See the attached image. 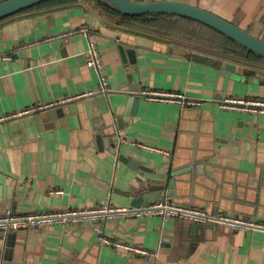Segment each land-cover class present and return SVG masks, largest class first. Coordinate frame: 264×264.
Listing matches in <instances>:
<instances>
[{"label":"crops","instance_id":"0c3cea01","mask_svg":"<svg viewBox=\"0 0 264 264\" xmlns=\"http://www.w3.org/2000/svg\"><path fill=\"white\" fill-rule=\"evenodd\" d=\"M98 1L46 3L0 18V215L135 206L124 194L141 178L127 161L134 160L148 169L143 177L158 184L159 197L166 192L175 203L212 214L264 221V114L220 106L229 97L264 99V66L214 57L235 65L225 76L219 66L189 58L187 52H195L191 45L111 18ZM173 1L216 13L264 41V0ZM80 26L89 28L88 37L79 32L56 37ZM89 40L100 54L99 71L86 64ZM119 45L134 50L133 61L121 56ZM101 76L106 92L100 90ZM143 90L182 93L203 102L182 107L147 99ZM137 93L140 101L127 117V100ZM118 117H126L120 127ZM114 131L115 154L91 144L97 134ZM97 221L0 234V260L264 264L263 230H231L220 223L192 229L188 219L151 214ZM95 224L103 237L154 255L104 242Z\"/></svg>","mask_w":264,"mask_h":264},{"label":"built area","instance_id":"2783aa9c","mask_svg":"<svg viewBox=\"0 0 264 264\" xmlns=\"http://www.w3.org/2000/svg\"><path fill=\"white\" fill-rule=\"evenodd\" d=\"M81 33L88 37L89 28L80 26L74 29L65 30L57 34L56 37H66L73 33ZM86 64L97 71L101 70L103 65L99 51L94 41L89 40L88 48L85 51ZM102 92L107 91L106 79L101 76ZM141 95L151 100H166L179 103L182 107L200 106L202 100L199 98L185 96L182 93L143 90ZM220 106L232 110H244L249 112H257L264 114V99L229 97L220 101ZM138 145L148 148L159 154H167L163 148L138 143ZM60 192V191H57ZM165 192V191H164ZM158 215L162 220L170 216H177L188 219L192 222L203 223H220L229 229H253L264 231V221L245 218L238 215H230L226 213H210L206 208L200 206L183 205L170 200L167 193H163L153 203L139 206L118 207L114 205H100L96 207L65 209L56 212H33V213H11L6 212L0 215V234L6 235L9 232H17L20 229L36 226L55 225L63 223H82L86 220H102L107 217H141L145 215ZM98 222V221H97ZM96 232L101 236L102 240L112 246L125 248L143 256H153L154 253L137 246L129 245L121 241H113L103 237L101 225L95 224Z\"/></svg>","mask_w":264,"mask_h":264},{"label":"water","instance_id":"95a60500","mask_svg":"<svg viewBox=\"0 0 264 264\" xmlns=\"http://www.w3.org/2000/svg\"><path fill=\"white\" fill-rule=\"evenodd\" d=\"M46 0H1L0 1V18L10 15L12 13L24 10L27 7L36 5ZM112 7L119 9L120 11L129 14H149V13H164L175 14L208 24L222 33L228 35L232 39L236 40L241 45L252 50L253 52L264 57V41L260 38L250 34L249 32L241 29L235 24L231 23L227 19L213 13L204 8L191 5L184 2L173 0H150V1H136V0H105ZM121 56L124 57L127 54L129 61L134 59V50L129 49L126 46L119 45ZM189 58L195 61L208 63L220 67V73L227 76L231 71L235 70V65L232 63L222 64L214 57L199 53V52H187ZM140 93L132 94L127 100V106L130 104V108L125 110V115L129 117L135 113L136 107L140 101ZM121 119L126 120V117H118L117 124L121 126ZM115 131L102 136L97 134L94 141L91 143L93 146H97L99 149H108L111 153H116L115 142L112 139V135ZM121 159L123 155L119 156ZM126 160V158H124ZM129 163L139 172L141 178L138 182L132 185L127 191L124 192L127 196H131V204L135 206L146 205L153 203L160 194V188L153 180L148 177H143V170H148L145 166L134 160H127ZM200 223L194 222L192 229H197ZM0 264H11L8 260H0Z\"/></svg>","mask_w":264,"mask_h":264},{"label":"trees","instance_id":"16d2710c","mask_svg":"<svg viewBox=\"0 0 264 264\" xmlns=\"http://www.w3.org/2000/svg\"><path fill=\"white\" fill-rule=\"evenodd\" d=\"M65 1L68 0H46L24 10L46 3H62ZM98 4L102 12L109 17L116 18L118 21L138 29L168 37L175 43L185 44V47L191 45L190 49L192 51L211 55L222 60L234 61L242 65L264 66L263 56L203 22L175 14L149 13L129 15L110 6L105 0H99Z\"/></svg>","mask_w":264,"mask_h":264}]
</instances>
